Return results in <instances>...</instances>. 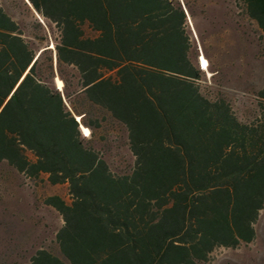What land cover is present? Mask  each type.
Returning <instances> with one entry per match:
<instances>
[{
    "label": "trees",
    "instance_id": "obj_1",
    "mask_svg": "<svg viewBox=\"0 0 264 264\" xmlns=\"http://www.w3.org/2000/svg\"><path fill=\"white\" fill-rule=\"evenodd\" d=\"M21 1L42 20L27 35L0 0V165L70 196L44 198L62 219L58 253L29 264H204L250 242L264 207V84L249 120L201 92L190 0ZM235 1L264 35V0ZM105 123L125 133L124 172L92 143Z\"/></svg>",
    "mask_w": 264,
    "mask_h": 264
},
{
    "label": "rangeland",
    "instance_id": "obj_2",
    "mask_svg": "<svg viewBox=\"0 0 264 264\" xmlns=\"http://www.w3.org/2000/svg\"><path fill=\"white\" fill-rule=\"evenodd\" d=\"M201 34L199 55L207 62L197 84L210 98H225L241 120L257 115V92L264 84V35L241 15L235 0H190ZM27 35L35 34V20L21 0H2ZM200 57V56H199ZM103 134L104 137H101ZM105 134V135H104ZM87 136V135H86ZM113 172L128 170L133 157L125 133L112 123L95 128L92 141ZM59 195L69 201L66 184L30 180L0 165V264H29L39 249L58 253L55 233L61 216L44 198ZM255 236L235 247H217L204 264H264V207L254 222Z\"/></svg>",
    "mask_w": 264,
    "mask_h": 264
},
{
    "label": "bare ground",
    "instance_id": "obj_3",
    "mask_svg": "<svg viewBox=\"0 0 264 264\" xmlns=\"http://www.w3.org/2000/svg\"><path fill=\"white\" fill-rule=\"evenodd\" d=\"M199 61L201 63L202 68L207 70L208 62H207L206 58L203 55H201L200 58H199ZM57 85H58L59 88H61L62 83H61V81L59 79H57ZM77 118L79 119V117H77ZM82 130H83V133L85 135H87L89 133L88 128H86L84 126H82Z\"/></svg>",
    "mask_w": 264,
    "mask_h": 264
}]
</instances>
